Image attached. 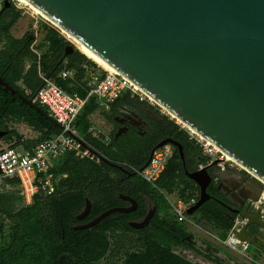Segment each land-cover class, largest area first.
I'll use <instances>...</instances> for the list:
<instances>
[{"label": "water", "instance_id": "water-1", "mask_svg": "<svg viewBox=\"0 0 264 264\" xmlns=\"http://www.w3.org/2000/svg\"><path fill=\"white\" fill-rule=\"evenodd\" d=\"M58 29L71 35L108 65L133 82L167 114L208 140L256 182L264 185V0H25ZM10 3L5 0L3 9ZM4 90L15 89L0 77ZM19 99L62 128L32 99ZM184 125V126H185ZM7 133L0 129V137ZM184 162L182 145L169 138ZM101 160L127 172L123 166ZM185 174L199 188L191 215L211 195L215 180L209 167ZM218 189V188H217ZM256 199V197H250ZM89 209L86 199L85 214ZM156 209L143 221L145 226ZM111 208L85 226H93ZM249 217L248 213L242 214ZM2 225V223H0ZM246 240L245 228L237 233Z\"/></svg>", "mask_w": 264, "mask_h": 264}, {"label": "trees", "instance_id": "trees-1", "mask_svg": "<svg viewBox=\"0 0 264 264\" xmlns=\"http://www.w3.org/2000/svg\"><path fill=\"white\" fill-rule=\"evenodd\" d=\"M19 16L20 12L18 10L13 15L6 11H0V32H4L3 34L6 38H13L9 34L8 28L17 21ZM55 28L47 24L43 25V43L47 45V49L41 54L40 58L29 50L31 67L27 71H24L22 62L12 63L8 61L6 52L0 53L1 70H4L5 67L8 68L4 74H1L0 70V75L9 85L18 88L21 94L29 99H33L34 93L27 94L23 88H19L18 82L25 81L34 88L32 92H35L40 85L39 71L51 78L52 82H55L67 93H75L78 96L85 97L88 92L85 81H82L85 76V68L81 67V63L88 62L90 65H96V62L79 49L75 51L74 57L67 58L64 64L61 63L58 68L52 70L55 57L62 53L67 43L65 38ZM24 39L28 40L29 46L33 40V33H25ZM41 45L37 46L41 47ZM65 68L74 72L72 77L63 79L58 76V73ZM128 99L129 94L127 92L113 100L111 105L127 102ZM34 103L48 114L44 106L36 101ZM97 108H99L97 100L94 97H90L74 124L79 134L84 135L88 145L100 155H105L111 159L125 160L130 171L140 167L142 162L132 158L129 153L126 156H115L110 151H107L105 143L86 133L89 125L92 124L89 115ZM166 119L170 124V132L178 135L182 143L189 142L188 131L180 128L168 116H166ZM11 120L23 121L34 130L39 131L40 139L37 141L61 131L57 125L36 109L25 104L17 97L12 98L10 93L5 91L0 84V129H7L9 131L8 134L18 135L16 130L8 129ZM195 146L200 157L198 163H205L207 157L201 154V149L198 145ZM8 147L13 148L12 145ZM54 166L55 174H61L64 171L67 173V177L62 178L60 181L63 184L67 183V185L85 181L112 182L115 180L109 176L108 172L116 170L103 161L95 162L88 158H79L72 152L63 154L60 162ZM140 181L149 185L152 197L159 207L158 213L151 221L150 226L142 234L141 244L149 246L169 245L171 243L168 241L171 238H174L173 240L175 241L172 244H180V239L184 235L190 234V231L187 229L186 223L177 220L170 210V202L163 198L159 189L167 193H174L177 197L184 200L197 193L195 196L197 200L199 188L185 175L178 154L175 153L167 159L163 172L153 185L142 177H140ZM11 182L13 185H18L16 177H12ZM15 200L22 201V195L0 192V220H3L0 227V264H94L102 256L106 245L103 232L115 220L113 218L114 215H110V218L108 217V222L106 221L107 218H105L92 227L78 230L71 226V212L79 210L83 205V196L79 194L69 193L58 197L38 195L34 197L31 203L20 207L14 206L13 201ZM49 201L55 211L50 219L44 213ZM103 208V206L95 204L92 208V213L95 215ZM211 208L212 206L209 202H204L191 216L198 215L199 219L212 218ZM117 217L119 218L118 220L122 221L129 218L125 214L117 215ZM231 225V222L224 224L222 232L226 233ZM217 228L221 227L218 226Z\"/></svg>", "mask_w": 264, "mask_h": 264}, {"label": "flooded vegetation", "instance_id": "flooded-vegetation-1", "mask_svg": "<svg viewBox=\"0 0 264 264\" xmlns=\"http://www.w3.org/2000/svg\"><path fill=\"white\" fill-rule=\"evenodd\" d=\"M1 11H6L10 15L15 14L17 12L15 2L10 0L9 5L4 9L2 8ZM24 35L25 33L20 35L19 38H3L0 36V53L6 52L8 61L12 63L22 62L24 68L29 69L31 67V64H29L31 59L30 45L28 46V40L24 39ZM65 41L67 43L62 53L55 57L52 70L58 68L61 63H65L67 58L74 57L78 48L77 44L71 40L65 39ZM34 43L35 40H32L31 44ZM40 57L39 54L38 58ZM7 70L8 68L5 67L4 70H1V74H4ZM0 77L2 78V75ZM13 88L15 93L12 98L17 97L19 99L18 94H21V92L18 88ZM166 114L159 106H152L147 102L129 96L127 102L111 105L106 112H97L93 116V121L104 134L107 151L115 156H126L129 153L132 158L140 160L143 165L157 144L171 138L182 145L185 167L189 171L199 169L193 166V163L199 159L193 139L188 135L189 142L182 143L178 135L171 133ZM165 145L169 146L171 155L178 154L185 173L178 147L171 143L163 146ZM102 157L123 166L127 169V172L106 163L116 170L114 173L117 177L114 181L76 182V184H66L64 189L55 186L52 194L54 197L69 193L83 196L81 208L71 212V226L78 230L92 227L85 225L106 210L111 208L124 209V211L111 212L103 218H107L106 221L108 222L109 216L114 215L115 220L103 232L106 245L102 256L94 264H263L261 261L264 260V185L259 184L260 191L257 192V188L250 185V182H256L251 174L242 169L232 171L229 167L221 169L217 165L210 166L209 172L213 174L215 180L208 185L207 190L211 197L205 202H209L212 206L213 217L209 219L201 218L199 222L203 226L208 225L214 231L208 232V237H195L194 232L191 231L190 234H186L180 239V244H172L175 241L174 238H171L168 241L171 243L169 245L149 246L141 244L142 234L150 226L151 221L158 213L159 207L152 197L149 185L140 181L142 176L139 169L142 165L130 171L125 160L111 159L105 155H102ZM159 192L170 204L172 203L171 193H167L162 189H159ZM252 196L256 199L250 198ZM86 199L89 201V209L83 214ZM48 203L44 213L50 219L55 211L51 207L50 201ZM95 204L104 208L94 215L92 208ZM153 206H156V209L148 223L141 228L134 227L132 223L143 221ZM245 212L248 213L249 217L242 215ZM120 214H125L129 218L125 221L118 220L117 215ZM237 218L241 220L237 233L245 228L249 244L247 250L250 247L254 248L251 253L246 252V256L231 251L226 243L219 239L223 225L229 222L233 223ZM188 221L189 216L186 221L182 222L188 223ZM218 226L221 228H217ZM233 256L238 257V260Z\"/></svg>", "mask_w": 264, "mask_h": 264}, {"label": "built area", "instance_id": "built-area-1", "mask_svg": "<svg viewBox=\"0 0 264 264\" xmlns=\"http://www.w3.org/2000/svg\"><path fill=\"white\" fill-rule=\"evenodd\" d=\"M4 1L0 0V11L3 8ZM84 68V81H86L88 87L85 97L65 92L55 82H52L51 78L39 71L38 77L41 84L35 90L32 100L47 109L48 114L61 125V131L39 140L31 150L18 152L11 147L0 150V175L3 177H16L24 204L31 203L34 197L38 195L48 196L53 194L56 186L54 163L66 152H72L79 158H88L95 162L101 159L98 152L88 146L82 137L76 135L77 132L74 128L77 116L90 97H96L98 106L105 110H108L110 103L123 92H128L130 96L152 106H158L152 98L119 72L107 71L99 65L96 69L86 66ZM70 73L69 70H63L60 75L61 77H67ZM162 111L164 110L162 109ZM182 128H186L188 135L199 145L207 157L205 163L199 164V169L215 160L217 161L216 165L221 169L224 167L241 169L233 160L226 159V155L208 140L192 132L183 124ZM86 132L93 138L105 142L104 134L96 124H90ZM170 156L171 151L168 145L156 148L146 167L140 171L142 178L149 183H154L163 172L166 161ZM196 194L187 200L176 198L171 203L172 212L178 221L187 220L186 209L196 202ZM240 225L241 220L235 219L226 232L225 243L231 251L246 256L249 244L246 240L238 239L237 231Z\"/></svg>", "mask_w": 264, "mask_h": 264}, {"label": "crops", "instance_id": "crops-1", "mask_svg": "<svg viewBox=\"0 0 264 264\" xmlns=\"http://www.w3.org/2000/svg\"><path fill=\"white\" fill-rule=\"evenodd\" d=\"M80 51H82L80 48H78ZM83 52V51H82ZM84 53V52H83ZM85 54V53H84ZM86 55V54H85ZM87 56V55H86ZM88 57V56H87ZM90 58V57H89ZM91 59V58H90ZM93 60V59H92ZM94 61V60H93ZM64 64V63H63ZM98 63H96V65H90L88 62H82L81 63V67L82 68H84V66H86V67H92V68H98ZM99 66H101V65H99ZM102 67V66H101ZM103 68V67H102ZM104 69V68H103ZM27 70H29V69H25L24 68V71H27ZM63 70H69L71 73H70V75H68L67 77H72L73 76V74H74V72L71 70V69H62L61 71H63ZM61 71L58 73V76L59 77H61V75H60V73H61ZM41 72V71H40ZM67 77H61V78H67ZM85 80V76H84V78H83V80L82 81H84ZM39 81H40V79H39ZM20 82V81H19ZM19 82H18V85H19ZM20 84L21 85H19V87H21V88H23L24 90H25V92L27 93V94H31V93H34V92H32V91H34L33 89V87L31 86V85H28L25 81H21L20 82ZM40 84H41V82H40ZM85 84H86V81H85ZM40 86V85H39ZM38 86V87H39ZM37 87V88H38ZM86 87H87V85H86ZM36 88V89H37ZM87 89H88V87H87ZM124 93H127V92H123V93H121L120 95H122V94H124ZM119 95V96H120ZM130 96V95H129ZM130 97H132V96H130ZM96 100H97V98L96 97H94ZM33 101V100H32ZM98 101V100H97ZM34 102V101H33ZM121 103H125V102H121ZM109 106H111V103H110V105ZM99 111H101V112H106L107 110H105V109H102V108H97V109H95L90 115H89V118H90V121H92V124H95L94 123V121H93V116L97 113V112H99ZM107 114L105 113V116H106ZM166 116H168V115H166ZM169 117V116H168ZM171 119V118H170ZM99 127V126H98ZM75 129H76V135H79L80 137H82L83 139H84V142L88 145V143H87V141L85 140V138H84V135H81V134H79V132H78V130H77V128L76 127H74ZM181 128V127H180ZM8 129H14V130H16V132L18 133V135H15V134H8V130L7 129H1V130H6L7 131V133L5 134V135H3L2 137H0V143H1V145H2V147L0 148V149H3V148H6V147H8L9 145H12V147L14 148V149H16L17 151H18V148H21V150L20 151H18V152H22V151H24V150H31L33 147H34V145L38 142L37 140L38 139H40V132L39 131H37V130H34L33 128H31L30 126H28L27 124H25L23 121L21 122V121H14V120H11L10 122H9V128ZM87 133V132H86ZM6 135H9V136H6ZM6 136V137H5ZM98 140V139H97ZM99 141H101V140H99ZM106 141V140H105ZM194 141V140H193ZM101 142H103V143H105L104 141H101ZM194 143H195V145H198L195 141H194ZM89 146V145H88ZM198 147H199V145H198ZM201 149V148H200ZM201 154L203 155V156H206L202 151H201ZM100 155V154H99ZM62 156V155H61ZM61 156L58 158V159H56L55 160V163H54V165H57V163H59L60 162V160H61ZM100 156H102V155H100ZM199 159H200V157H199ZM199 159H197V162H195V163H193V166L194 167H197L198 168V166H199V164H201V163H198V161H199ZM204 163V162H203ZM230 169H232V171H239V169H235V168H232V167H229ZM108 174H109V176L111 177V178H113V180L114 179H116V177H117V175L114 173V172H112V171H109L108 172ZM65 177H67V173L64 171V172H61V174H56V176H55V185H56V187L57 188H59V189H64V187L66 186V184L67 183H65V184H63L62 182H60L61 181V179L62 178H65ZM11 180H12V177H3V176H1L0 175V192H2V193H8V194H15V195H21V193H20V188H19V185H13L12 184V182H11ZM191 180V179H190ZM85 182H90V181H85ZM98 181H92V183H97ZM99 183V182H98ZM171 198H172V202H174V200L176 199V198H179V197H177L176 196V194H174V193H171ZM13 204H14V206L15 207H20V206H22V205H24V202H23V198H22V201H19V200H15V201H13ZM171 211H172V209H170ZM173 213V212H172ZM191 217V218H190ZM0 223H3V220H0ZM186 225H187V229L191 232H193L194 230H197V231H204L207 235H208V232H210V231H214V230H211L210 229V227H208V226H203V224L201 223V222H199V216L197 215L196 217H193V216H189V221H188V223L186 222ZM200 231V232H201ZM195 232V231H194Z\"/></svg>", "mask_w": 264, "mask_h": 264}, {"label": "rangeland", "instance_id": "rangeland-1", "mask_svg": "<svg viewBox=\"0 0 264 264\" xmlns=\"http://www.w3.org/2000/svg\"><path fill=\"white\" fill-rule=\"evenodd\" d=\"M13 1L16 4L17 10L20 12V16L17 19V21L10 28H8L9 34L15 38H19L20 35H22L23 33H28V32L33 33V35H34L33 40H35V43L30 44V51L37 56L39 54L40 55L43 54L47 49V45L43 43V36H44L43 25L47 24L50 27L51 26L56 27V26L53 23H51L49 20H46L41 15L34 12L31 8H29L27 5L20 2L19 0H13ZM55 29H57L59 31L60 35L63 38H65L66 40H71L69 37L66 36V34L64 32H62L60 29H58V27H56ZM3 33L0 32V36H2L3 38H6V36H4ZM40 44H42L41 47H38L37 45H40ZM78 48H79V46H78ZM30 63L31 62L29 61V64ZM19 85H21L20 82H19ZM165 114H166V112H165ZM166 115H168L169 118L173 119L182 128V123L178 122L176 119L171 117L169 114H166ZM184 129H186V128H184ZM1 147H2V145L0 143V148ZM20 150H21V148H18V151H20ZM196 216L197 215H195V216L193 215V217H196ZM194 231L193 232H194L195 237L207 236V234L203 230L202 231L200 230L201 232L197 231V230H194ZM225 238H227V234L222 232L220 234L219 239L222 242L223 241L225 242V240H226ZM251 251H254V248L250 247V249L247 250L246 252L251 253ZM233 257L236 260H238V257H236V256H233ZM261 262L264 264V260H262Z\"/></svg>", "mask_w": 264, "mask_h": 264}, {"label": "bare ground", "instance_id": "bare-ground-1", "mask_svg": "<svg viewBox=\"0 0 264 264\" xmlns=\"http://www.w3.org/2000/svg\"><path fill=\"white\" fill-rule=\"evenodd\" d=\"M20 2L24 3L25 5H27L29 8H31L34 12H36L37 14L41 15L43 18H45L46 20H49L44 14H42L40 11H38L36 8H34L32 5H30L28 2H26L25 0H19ZM50 21V20H49ZM51 22V21H50ZM52 23V22H51ZM63 32V31H62ZM65 33V32H64ZM67 37H69L72 41H74L79 48L91 59H93L96 63H98L99 65H101L105 70L107 71H116L114 68H112L110 65H108L105 61H103L101 58H99L97 55H95L92 51H90L88 48H86L83 45H80L74 38L71 37V35L65 33ZM118 72V71H117ZM169 115L171 117H173L174 119H176L178 122L182 123L183 125H185L180 119L174 117V115H172L171 113H169ZM186 126V125H185ZM187 127V126H186ZM190 129V128H189ZM192 132H195L193 129H190ZM226 159H231L226 155Z\"/></svg>", "mask_w": 264, "mask_h": 264}]
</instances>
